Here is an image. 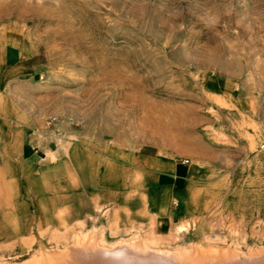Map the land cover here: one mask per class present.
<instances>
[{
  "label": "rangeland",
  "instance_id": "rangeland-1",
  "mask_svg": "<svg viewBox=\"0 0 264 264\" xmlns=\"http://www.w3.org/2000/svg\"><path fill=\"white\" fill-rule=\"evenodd\" d=\"M8 38L23 56L0 75L1 122L60 169L16 201L0 193V264L264 262V0H0V53ZM121 153L217 159L221 185L158 230L98 186Z\"/></svg>",
  "mask_w": 264,
  "mask_h": 264
},
{
  "label": "crops",
  "instance_id": "crops-1",
  "mask_svg": "<svg viewBox=\"0 0 264 264\" xmlns=\"http://www.w3.org/2000/svg\"><path fill=\"white\" fill-rule=\"evenodd\" d=\"M22 56L20 46L8 38L0 53L2 87L22 65ZM218 89L215 86L211 92L218 95ZM26 134L23 128L7 127L0 116V193L13 201L19 198L16 192L38 191L46 176L51 185L60 169L56 151L46 152ZM188 160L185 165L177 158L121 153L104 159L97 183L112 198L114 208L128 209L130 217H144L146 225L153 222L158 230L168 231L189 224L200 212L202 194L221 185L224 166L217 159L209 165L206 159L198 164L194 158ZM121 199H127L128 205H121Z\"/></svg>",
  "mask_w": 264,
  "mask_h": 264
},
{
  "label": "bare ground",
  "instance_id": "bare-ground-1",
  "mask_svg": "<svg viewBox=\"0 0 264 264\" xmlns=\"http://www.w3.org/2000/svg\"><path fill=\"white\" fill-rule=\"evenodd\" d=\"M252 261L253 260L247 263L241 262L240 264H251V263L252 264H264V262L260 263L259 262L260 260L258 261L259 263L257 262L253 263ZM107 264H174V261L172 260L171 257L164 255V254H159V253L158 254L152 253V254L147 255V254H133V253L123 252L120 254H112L107 259Z\"/></svg>",
  "mask_w": 264,
  "mask_h": 264
},
{
  "label": "built area",
  "instance_id": "built-area-1",
  "mask_svg": "<svg viewBox=\"0 0 264 264\" xmlns=\"http://www.w3.org/2000/svg\"><path fill=\"white\" fill-rule=\"evenodd\" d=\"M182 163L185 164V165H189L190 164V160L184 159V160H182Z\"/></svg>",
  "mask_w": 264,
  "mask_h": 264
}]
</instances>
